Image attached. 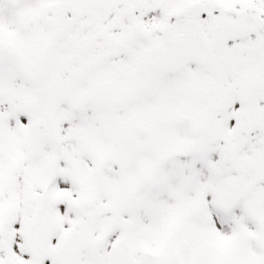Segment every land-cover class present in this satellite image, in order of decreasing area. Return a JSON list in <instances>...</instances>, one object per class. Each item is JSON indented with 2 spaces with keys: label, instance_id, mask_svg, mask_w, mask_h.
I'll use <instances>...</instances> for the list:
<instances>
[{
  "label": "snow or ice",
  "instance_id": "6c2138e0",
  "mask_svg": "<svg viewBox=\"0 0 264 264\" xmlns=\"http://www.w3.org/2000/svg\"><path fill=\"white\" fill-rule=\"evenodd\" d=\"M0 264H264V0H0Z\"/></svg>",
  "mask_w": 264,
  "mask_h": 264
}]
</instances>
